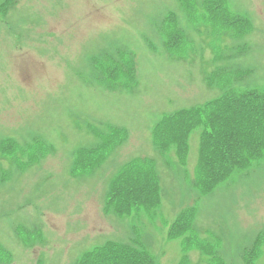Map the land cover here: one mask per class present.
Masks as SVG:
<instances>
[{"label":"rangeland","instance_id":"rangeland-1","mask_svg":"<svg viewBox=\"0 0 264 264\" xmlns=\"http://www.w3.org/2000/svg\"><path fill=\"white\" fill-rule=\"evenodd\" d=\"M205 1L0 5V143L12 139L26 147L39 139L44 145L35 146L40 153L33 164L28 157L12 164L0 160V172L9 176L0 179V246L12 257L3 264H76L96 246L128 243L135 235L158 264H178L181 241L169 239L168 230L193 206L197 234L212 237L227 264L244 263L243 253L264 233V161L203 194L194 186L201 130L191 136L185 166L175 151L159 155L152 139L166 114L201 106L233 88L264 92V0H222L233 15L251 22L239 39L210 19ZM169 15L185 32L174 48L160 33ZM117 48L135 56L134 92L109 88L95 65ZM114 132L122 139L109 144L101 167L74 174V153L97 147ZM145 158L156 161L160 205L130 217L105 214L113 179L129 162ZM261 254L258 263L264 264ZM202 258L191 252L189 264H207Z\"/></svg>","mask_w":264,"mask_h":264},{"label":"trees","instance_id":"trees-1","mask_svg":"<svg viewBox=\"0 0 264 264\" xmlns=\"http://www.w3.org/2000/svg\"><path fill=\"white\" fill-rule=\"evenodd\" d=\"M216 4L223 6L224 2L216 0L212 3L214 7ZM248 28L249 22L247 30ZM180 35L178 29L163 31L166 42L174 47ZM98 66L102 71L101 77L108 83L109 88L122 86L125 89H132L137 84L136 63L129 52L118 50L114 54H108ZM197 128H202V134L194 186L203 194H210L236 172L247 170L258 161H264V93L228 91L218 100L203 107L168 114L153 130L155 147L162 153L174 148L180 162L185 164L189 151L188 142L191 133ZM114 134L108 141L104 140V143L101 141L102 144L93 149L78 150L75 155L74 172L85 173L84 170L94 167L90 165L98 164L105 158L107 145L122 139L115 132ZM36 147L43 148L44 145L39 141ZM36 147L29 148L31 160L40 153L35 151ZM18 149L11 143L3 144L0 147V160L12 159ZM1 178H5V175ZM160 202L161 186L155 161L138 159L126 164L114 178L107 194L105 211L117 216L129 215L141 209L150 212L156 209ZM197 216L196 206L187 208L178 215L168 230L169 239L181 240L183 257L179 264H189L191 252H200L210 261L219 251L213 244L212 237L202 239L197 234L195 226ZM217 241L218 244L222 243L220 238H217ZM261 245L264 243L257 241L253 249L244 253L243 264H259L258 259L262 255ZM3 260H10V254L0 248V262ZM78 264H158V262L137 238H133L128 243L110 241L97 246L86 252ZM214 264L225 263L216 257Z\"/></svg>","mask_w":264,"mask_h":264}]
</instances>
